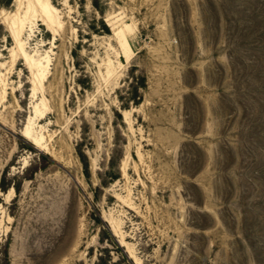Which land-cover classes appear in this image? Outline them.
<instances>
[{
  "label": "rangeland",
  "instance_id": "374dc122",
  "mask_svg": "<svg viewBox=\"0 0 264 264\" xmlns=\"http://www.w3.org/2000/svg\"><path fill=\"white\" fill-rule=\"evenodd\" d=\"M50 3L0 5V263L264 264V0Z\"/></svg>",
  "mask_w": 264,
  "mask_h": 264
},
{
  "label": "trees",
  "instance_id": "16d2710c",
  "mask_svg": "<svg viewBox=\"0 0 264 264\" xmlns=\"http://www.w3.org/2000/svg\"><path fill=\"white\" fill-rule=\"evenodd\" d=\"M12 0H0V5L2 6H7ZM94 5L97 7L98 5V0H94ZM100 12H102V8H100ZM101 31L106 32V33H110V28L108 26V24L101 19ZM100 32V31H97ZM137 67L136 64H134L129 72V76L130 78H132V81L129 85V87H127L128 90L123 91L122 89L119 90V99L122 102V108H126L128 109L130 107V103L133 102L135 105H139L142 102L143 99V93L141 90L145 89L147 87V76L145 73H137L135 70V68ZM119 116H121V113H118ZM82 158H84V160H87V157L84 153H82ZM115 159L116 156L114 155L112 157V162L111 165L112 167L114 166L115 163ZM111 173V179H117L119 178L120 174L118 173H114V171H110ZM8 185H6L5 183V179H2L1 181V188L5 191L8 189ZM100 261L102 259V257L100 256ZM3 264V263H0ZM4 264H10L9 261L7 260ZM96 264H105V262H103V259L101 262H98Z\"/></svg>",
  "mask_w": 264,
  "mask_h": 264
},
{
  "label": "bare ground",
  "instance_id": "6f19581e",
  "mask_svg": "<svg viewBox=\"0 0 264 264\" xmlns=\"http://www.w3.org/2000/svg\"><path fill=\"white\" fill-rule=\"evenodd\" d=\"M34 3H35L34 8L36 9L35 15L37 17H39L40 19H42L44 21V23L49 27V29L54 28V26L56 24H58L59 21L57 20V17L54 14L55 7L50 3V0H34ZM21 30H23V23L21 24V28L14 30V32L16 33V36H17V38H16L17 40H19L18 38H19ZM120 41H121L122 45L124 46L126 54L128 55L130 53L131 46H130L128 39H127L124 32H120ZM20 47H22V46H20ZM42 77H43V75L41 73V76L38 75V77H37L39 80L34 81L35 83H34V87H33L32 97H34L38 91L42 90ZM38 111H39V109L37 108V113H38ZM40 113H41V111H40ZM41 114H42L41 116L43 117V112ZM26 128H28V127H26ZM28 131L29 130L26 129L22 132V134L24 136L28 137ZM31 140H32V138H31ZM32 141L35 145H37V146L39 145V142H37L36 140H32Z\"/></svg>",
  "mask_w": 264,
  "mask_h": 264
}]
</instances>
